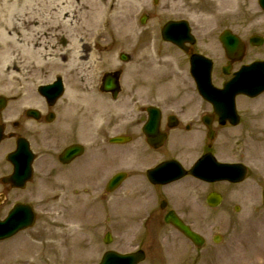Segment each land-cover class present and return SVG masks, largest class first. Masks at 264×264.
I'll return each mask as SVG.
<instances>
[{
    "label": "flooded vegetation",
    "instance_id": "af4514ba",
    "mask_svg": "<svg viewBox=\"0 0 264 264\" xmlns=\"http://www.w3.org/2000/svg\"><path fill=\"white\" fill-rule=\"evenodd\" d=\"M192 53L196 52L190 48L188 54ZM221 57L225 75L217 68L213 76L217 86L229 82L237 71L264 63V42L256 45L249 40L238 62L230 60L226 52ZM263 73L264 68H260L258 77L263 78ZM254 83L256 88L260 86L257 79ZM249 92L233 96L232 106L226 98L225 108H215L197 91L120 99L101 92L106 96L101 100L111 105L105 112L92 106L57 108L39 98L33 106L16 113L9 139L15 141L14 138L23 136L32 145L44 146L46 155L54 157L57 154L53 155L52 150L59 144L83 145L84 154L64 167L80 184L82 177H90L95 183L90 192H81L79 186L73 185L79 184L78 180H67L69 213L75 209L71 207L72 201L75 205L84 204L86 209L80 210L91 222H109L107 232L113 236L112 250L120 251L119 247L125 246L130 252L143 250L147 259L160 264H169L166 260L175 257L182 261L172 264H186L187 258L191 264H197L199 259L213 257V230L225 227V213L237 198L235 193L241 183L226 178L207 182L187 172L199 159L210 156L225 163V177L238 178L245 166L247 179H252L258 187L264 184V90ZM139 101L143 104L132 106ZM115 136L131 137V141L121 145L126 146L122 156L114 149L119 145L113 144L115 147L106 153L109 162L106 161L108 164L103 169L101 149L112 147L110 141ZM165 162L171 163L173 174L180 163L186 175L172 182L161 181L160 174L151 171ZM109 172L126 175L114 192H108L107 182L101 180ZM214 192L221 194L217 207L207 200ZM174 220L199 234L202 245L185 237L175 227ZM134 228L135 236L119 239L118 231Z\"/></svg>",
    "mask_w": 264,
    "mask_h": 264
},
{
    "label": "rangeland",
    "instance_id": "374dc122",
    "mask_svg": "<svg viewBox=\"0 0 264 264\" xmlns=\"http://www.w3.org/2000/svg\"><path fill=\"white\" fill-rule=\"evenodd\" d=\"M139 4L135 7L132 14V22L135 30L134 39L131 45H119L109 48L111 57L109 58L111 65L107 68L98 69L101 74L105 70L122 67L124 69L123 76L143 73V76L136 78L134 81L139 85L143 81H147L150 89L155 91L169 90L167 82L159 83L151 70L150 59L146 57V51L154 56L160 49L163 52L162 58L169 59V54H174L176 51L162 42L160 34V26L170 18L190 17L191 23L199 30L194 32L198 41V49L207 52L211 56L218 57V50L221 49L218 37L220 30L223 27L243 26V24L253 19L248 18L249 14L255 13L253 2L255 0H160L158 5H155L153 0H139ZM192 14H191V13ZM201 12L205 13L202 14ZM142 13L150 14L146 26L140 24ZM250 29V28H249ZM244 30L242 36H248L250 30ZM100 40V39H99ZM163 43V44H162ZM162 46V47H161ZM159 49V51L157 50ZM127 52L133 56L134 67L131 63H123L118 59L120 52ZM181 65L185 64L183 57L177 56ZM141 62L142 66L137 68L136 62ZM162 63V61H161ZM172 63V61H171ZM176 63V61H175ZM175 63L173 64L175 66ZM167 64V65H172ZM146 67L145 69V66ZM16 66H14L15 68ZM19 71L15 73L13 67L6 70L4 77L11 81L13 78V90H8V85L0 87V95L7 96L10 99H15L18 84H15L16 77L22 72L21 66L18 64ZM49 67V66H48ZM163 72L165 65L162 66ZM176 67V66H175ZM54 69V75L50 76L48 72ZM49 67L45 76H49L45 80L44 77L28 81L31 83L30 89L37 87L39 84L51 83L56 76H61L66 82V72H70L65 68ZM167 73L169 80H175L177 85L176 72L169 67ZM98 73V74H99ZM71 74H74L71 72ZM99 74V75H100ZM75 75V74H74ZM77 75L79 73L77 72ZM99 75L92 77L90 85L98 82ZM183 76V75H182ZM126 82L123 78V82ZM87 91L92 89L87 88ZM130 85V83H128ZM83 87V90H86ZM147 90L146 88H144ZM97 94V93H96ZM95 94V95H96ZM86 95L87 94H83ZM72 96H75L72 94ZM61 103V101H60ZM12 104V103H10ZM22 100L13 104L16 108L22 106ZM61 106V105H59ZM16 110L7 109L1 114L5 119L12 120ZM8 145L4 144L1 148V154L7 150ZM44 167L46 172L41 171ZM10 166L5 161V156L0 157V178L7 174ZM63 175L61 168H54L52 162L48 160H39L36 165V179L32 185L25 191H7L6 187L0 184V194L6 198L0 202V217H4L12 205L17 201L28 200L36 206L40 220L37 226L31 230L25 231L18 235L19 239L12 240L6 243L8 245H0V264L1 259H6V264H91L97 260V251L99 245V233L103 227L91 226L90 224L78 221L81 225V230L72 233L67 229L64 218L68 219L64 212L63 205ZM240 198L234 202L240 206V212H235L233 209L229 211L228 225L225 228V264H263L264 262V206L260 205L257 189L248 184L242 185L240 190ZM93 232V233H92ZM223 232V231H222ZM95 234L94 236H92ZM15 237V238H17ZM219 251V255L213 259L211 264H224L221 255L223 249L221 246L215 248Z\"/></svg>",
    "mask_w": 264,
    "mask_h": 264
},
{
    "label": "bare ground",
    "instance_id": "6f19581e",
    "mask_svg": "<svg viewBox=\"0 0 264 264\" xmlns=\"http://www.w3.org/2000/svg\"><path fill=\"white\" fill-rule=\"evenodd\" d=\"M139 2L0 0V87L9 84L8 90H13V78L9 82L4 73L18 64L19 81L32 72L38 76L49 66L78 72L74 84L90 82L108 63L110 47L131 45L137 38L131 19ZM150 64L159 77L161 63L156 55L150 56Z\"/></svg>",
    "mask_w": 264,
    "mask_h": 264
},
{
    "label": "water",
    "instance_id": "95a60500",
    "mask_svg": "<svg viewBox=\"0 0 264 264\" xmlns=\"http://www.w3.org/2000/svg\"><path fill=\"white\" fill-rule=\"evenodd\" d=\"M183 27L182 32H177L174 30L176 27ZM163 36L166 40H170L174 43H177L180 46H183V44L186 41H189L191 43L194 42L193 37L190 34V29L186 22L183 23H169L165 29L163 30ZM221 41L228 47L229 49H236L237 46L240 45V41L236 36L231 35L230 33L226 32L221 35ZM204 67L203 70L201 67ZM207 69H210V63L203 58L200 57H194L193 58V69L192 73L195 77H197V82L199 84V89L206 95L212 98V93H216L213 88L210 85V77ZM204 77V79L202 78ZM110 87H108L109 89ZM51 93L54 95L59 94L62 90V83L61 80H59L56 84L49 86L47 88ZM225 96V92L222 93ZM213 99V98H212ZM3 101H0V107L2 106ZM201 164L197 171H203L205 167H203ZM202 168V169H201ZM18 171V167H17ZM211 170H209L210 172ZM21 174H26V177L29 176L30 170L29 167L22 168ZM225 177V175H224ZM24 208L17 207L16 210L11 214L8 221L0 225V233L2 235H10L14 233L16 230L21 228L24 224L27 223L29 220V214L28 210L26 208V212L23 213ZM107 264H110V259H108Z\"/></svg>",
    "mask_w": 264,
    "mask_h": 264
}]
</instances>
